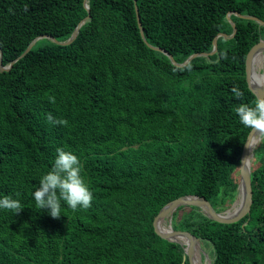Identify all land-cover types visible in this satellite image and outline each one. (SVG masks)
Returning a JSON list of instances; mask_svg holds the SVG:
<instances>
[{"label":"trees","instance_id":"16d2710c","mask_svg":"<svg viewBox=\"0 0 264 264\" xmlns=\"http://www.w3.org/2000/svg\"><path fill=\"white\" fill-rule=\"evenodd\" d=\"M85 1L0 0L1 57L12 63L0 69V198L24 207L0 209V264H190L154 219L183 195L217 211L238 198L251 129L234 109L257 98L246 58L264 38L245 15L264 20V0H87L89 10ZM88 14L70 43L42 37L18 58L38 36L67 40ZM233 22L235 34L220 35ZM165 51L178 63L201 55L178 65ZM58 147L80 158L94 200L76 212L62 202L57 219L33 193ZM254 157L247 215L220 222L196 205L172 214L211 264H264V143Z\"/></svg>","mask_w":264,"mask_h":264},{"label":"clouds","instance_id":"9594fccd","mask_svg":"<svg viewBox=\"0 0 264 264\" xmlns=\"http://www.w3.org/2000/svg\"><path fill=\"white\" fill-rule=\"evenodd\" d=\"M231 91L236 99H243L244 93L237 86ZM49 101L54 104L55 98L49 97ZM234 111L240 123L252 130L248 147L253 151L259 144L264 143V98L257 97L251 104L240 103ZM47 122L54 126H68L66 119H56L51 113L47 114ZM56 152L57 157L51 170L40 178L39 187L33 196L36 209H48L49 215L58 219L62 215V202L73 212L87 210L92 207L94 194L82 175L80 158L62 147H58ZM0 209L12 211L17 215L24 207L18 199L6 195L0 198Z\"/></svg>","mask_w":264,"mask_h":264},{"label":"water","instance_id":"95a60500","mask_svg":"<svg viewBox=\"0 0 264 264\" xmlns=\"http://www.w3.org/2000/svg\"><path fill=\"white\" fill-rule=\"evenodd\" d=\"M85 6L88 10L90 9V6H89V3L87 2V0L85 1ZM89 16H90V14H88L80 22V24L77 26L74 33L67 40H58V39H56L52 36H48V35L38 36L29 44L27 49L18 58L25 55L32 48V46L37 42V40L39 38H42V37H51L54 41L61 43V44L70 43L71 41H73L75 39L76 35L78 34L79 27L81 26V24ZM245 17L254 18V19L258 20L261 24L264 25V20H262V19H259L257 17H252L249 15H245ZM138 20H139V24L141 26L142 35L145 37L144 31L142 28L141 19H140L139 15H138ZM233 25H234V32L232 34L228 35L227 33H221L220 35H223L225 37L233 36L235 34V31L237 30L234 22H233ZM261 45H264V38H261L249 50V52L247 54V58H246V72H247V81H248L250 88L256 93L257 97L264 98V85L262 86L261 89H255L252 85V80H251L252 55H253V52L255 51V49ZM217 48H218V38L215 39L214 48L211 51V53L216 52ZM165 53L168 54L171 57L172 61L178 65H183V64L189 62L195 56L201 55L199 53H194V54L190 55L184 63H178L169 52L165 51ZM205 54H207V53H205ZM1 56H2V51L0 49V69L10 68L12 63L10 65H4ZM17 59H15L14 61H16ZM263 75H264V72H263ZM251 133H252V130L248 134V137L245 141L243 152L241 155V162H240V167H239L240 184H239L238 197L240 196L241 191H242L243 192V201H242L240 208L237 211L230 212V210H231L230 208L227 209L226 212L217 211L213 207L212 203L205 197L198 196V195H183V196H180V197L173 199V200L169 201L168 203H166L160 209V211L157 213V215L154 219V226H155L157 233L164 238H167L169 240L177 241V242L181 243V245L183 246L184 251H185L184 260H186L188 258L190 264H196L194 257H193V251H194L195 245L198 244V247L201 248L202 251H204V250L201 246V242H200L199 238L196 235H194L192 232H190L188 230L175 229L173 227V225H172V214L181 205H196V206L201 207V209L205 213H207L208 216L211 217L212 219H215V220L220 221V222H234V221H238L239 219H241L242 217H244L245 215H247L250 212L252 202H253V186H252V177H251V167H249V165H248L249 149H250V147H248V139H249V136ZM253 134H255V133H253ZM246 159H247V161L244 162ZM237 200H238V198L233 202L231 208H233L235 206V204L237 203ZM167 216L170 217L168 229H161L159 227V221L161 219H163L164 217H167ZM184 235H188L190 237L191 241L189 244L187 242L184 243L181 239L175 238L176 236H178V237L183 236L184 237Z\"/></svg>","mask_w":264,"mask_h":264},{"label":"bare ground","instance_id":"6f19581e","mask_svg":"<svg viewBox=\"0 0 264 264\" xmlns=\"http://www.w3.org/2000/svg\"><path fill=\"white\" fill-rule=\"evenodd\" d=\"M255 55V56H254ZM264 66V45H261L255 49L252 55V70H251V80H252V85L255 89H261L262 86L264 85V75L263 72L261 71V67ZM260 145V144H259ZM256 148V147H255ZM255 148L249 149V159H248V165L249 167L252 166L253 159H254V150ZM243 201V192L241 191L240 196L238 197L237 203L235 206L230 210V212L237 211ZM166 222V217L161 219L159 221V227L161 229H168V227L165 225ZM175 238L181 239L184 243L187 242L188 244L190 243L191 239L188 235H184V237H178L176 236ZM201 248L198 247V244L195 245L194 251H193V257L195 260L196 264H204L201 261V254H200ZM209 260L205 264H209Z\"/></svg>","mask_w":264,"mask_h":264},{"label":"rangeland","instance_id":"374dc122","mask_svg":"<svg viewBox=\"0 0 264 264\" xmlns=\"http://www.w3.org/2000/svg\"><path fill=\"white\" fill-rule=\"evenodd\" d=\"M261 71L262 72H264V66H262L261 67ZM254 162H255V157H254ZM236 176H240V173H239V171H237L236 172ZM232 206V205H231ZM231 206L230 207H228V208H226V209H224V210H222L221 212H226L227 211V209H232L231 208ZM169 221H170V217H166V222H165V225L168 227V225H169ZM204 251H202V250H200V254H201V262L202 263H207V261L209 260V264H211V257H210V255H209V253L205 250V249H203Z\"/></svg>","mask_w":264,"mask_h":264}]
</instances>
